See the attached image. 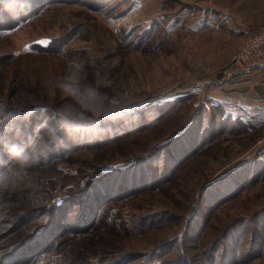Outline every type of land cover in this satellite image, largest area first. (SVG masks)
Returning a JSON list of instances; mask_svg holds the SVG:
<instances>
[{
    "label": "rangeland",
    "instance_id": "1",
    "mask_svg": "<svg viewBox=\"0 0 264 264\" xmlns=\"http://www.w3.org/2000/svg\"><path fill=\"white\" fill-rule=\"evenodd\" d=\"M23 2L0 14V117L31 97V135L68 99L43 80L79 59L90 81L100 70L111 82L101 91L148 99L155 123L141 114L94 142L65 136L29 170L35 189L4 194L0 264L53 248L70 264H264V126L208 97L246 35L201 27L202 9L234 4L261 28L264 0ZM0 154V168L11 164Z\"/></svg>",
    "mask_w": 264,
    "mask_h": 264
},
{
    "label": "clouds",
    "instance_id": "2",
    "mask_svg": "<svg viewBox=\"0 0 264 264\" xmlns=\"http://www.w3.org/2000/svg\"><path fill=\"white\" fill-rule=\"evenodd\" d=\"M14 6L23 10L27 4L23 0H0V14L10 12ZM61 54L66 55L67 49ZM87 63L94 64L95 60ZM88 75L85 61L69 59L62 75L43 80L48 96L55 97L59 93L68 99L50 118L37 124L26 138H23L22 124L34 115L25 107L31 97L21 99L12 111L0 117V149L11 157V164L0 168V209L4 207L6 192L36 188V177L30 175L29 170L39 165L53 147L63 144L65 136L74 142H94L137 124L141 114L150 124L155 123L148 99L128 91L108 95L101 91L111 83L106 76L97 70L94 81H90ZM3 163L0 154V164ZM34 259L35 264H70L65 254L55 248ZM88 264H100V256H90Z\"/></svg>",
    "mask_w": 264,
    "mask_h": 264
},
{
    "label": "crops",
    "instance_id": "3",
    "mask_svg": "<svg viewBox=\"0 0 264 264\" xmlns=\"http://www.w3.org/2000/svg\"><path fill=\"white\" fill-rule=\"evenodd\" d=\"M236 10L234 4L231 9L223 5H219V8L215 7V10L202 9L201 16L204 17L205 22L201 27H211L208 29L224 33L233 40L242 38L244 34L247 36L251 30H258V26L247 27L244 20L238 17ZM200 83L205 82L200 81ZM215 83L217 84L215 88L219 91L208 97L219 102L222 107L231 103L232 118L245 120L247 116L249 121L254 119L255 127L264 126V61L255 62L247 69L237 71L233 75L219 73V79Z\"/></svg>",
    "mask_w": 264,
    "mask_h": 264
},
{
    "label": "built area",
    "instance_id": "4",
    "mask_svg": "<svg viewBox=\"0 0 264 264\" xmlns=\"http://www.w3.org/2000/svg\"><path fill=\"white\" fill-rule=\"evenodd\" d=\"M260 61H264V26L247 33L246 39L232 55L224 73L227 76L233 75Z\"/></svg>",
    "mask_w": 264,
    "mask_h": 264
},
{
    "label": "trees",
    "instance_id": "5",
    "mask_svg": "<svg viewBox=\"0 0 264 264\" xmlns=\"http://www.w3.org/2000/svg\"><path fill=\"white\" fill-rule=\"evenodd\" d=\"M184 95H185V94H182V95H180V96L183 97ZM210 98H211V97H210ZM175 99H176V98H175ZM211 99H213V98H211ZM221 107H222V106H219L220 109H221ZM52 159H53V158H52ZM52 159H51V160H48V161L45 162V163H43V164H42L43 167H44L45 165L47 166V165H50V163H53V162H52V161H53ZM39 166H41V164H40ZM63 200H64V199H63ZM54 203L56 204V206H59V205L62 204V203H59L58 200H55Z\"/></svg>",
    "mask_w": 264,
    "mask_h": 264
},
{
    "label": "snow or ice",
    "instance_id": "6",
    "mask_svg": "<svg viewBox=\"0 0 264 264\" xmlns=\"http://www.w3.org/2000/svg\"><path fill=\"white\" fill-rule=\"evenodd\" d=\"M40 43H47L46 41H41ZM30 50V49H29Z\"/></svg>",
    "mask_w": 264,
    "mask_h": 264
}]
</instances>
